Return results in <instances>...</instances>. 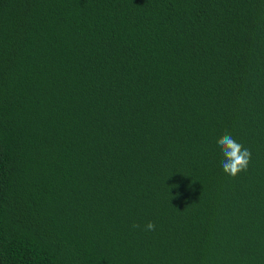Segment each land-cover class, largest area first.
<instances>
[{
	"label": "trees",
	"instance_id": "obj_1",
	"mask_svg": "<svg viewBox=\"0 0 264 264\" xmlns=\"http://www.w3.org/2000/svg\"><path fill=\"white\" fill-rule=\"evenodd\" d=\"M0 264H264V0H0Z\"/></svg>",
	"mask_w": 264,
	"mask_h": 264
},
{
	"label": "clouds",
	"instance_id": "obj_2",
	"mask_svg": "<svg viewBox=\"0 0 264 264\" xmlns=\"http://www.w3.org/2000/svg\"><path fill=\"white\" fill-rule=\"evenodd\" d=\"M217 143L224 156L222 167L225 173L235 177L238 173L247 169L251 153L247 148H244L242 144L238 143L231 134H224L218 139ZM138 227H140L138 224H133V228ZM146 230H155V224L148 222Z\"/></svg>",
	"mask_w": 264,
	"mask_h": 264
}]
</instances>
